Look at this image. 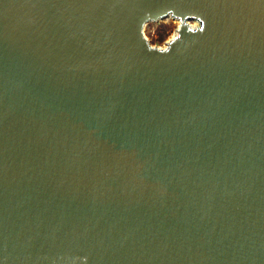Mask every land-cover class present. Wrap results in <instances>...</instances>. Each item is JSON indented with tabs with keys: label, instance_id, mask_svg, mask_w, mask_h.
<instances>
[{
	"label": "water",
	"instance_id": "water-1",
	"mask_svg": "<svg viewBox=\"0 0 264 264\" xmlns=\"http://www.w3.org/2000/svg\"><path fill=\"white\" fill-rule=\"evenodd\" d=\"M0 264H264V0H0Z\"/></svg>",
	"mask_w": 264,
	"mask_h": 264
},
{
	"label": "rangeland",
	"instance_id": "rangeland-1",
	"mask_svg": "<svg viewBox=\"0 0 264 264\" xmlns=\"http://www.w3.org/2000/svg\"><path fill=\"white\" fill-rule=\"evenodd\" d=\"M187 21L188 24L194 23L192 20ZM177 25V20L168 15L157 19H149L143 26V35L149 45L163 48L174 36V32L178 29Z\"/></svg>",
	"mask_w": 264,
	"mask_h": 264
},
{
	"label": "bare ground",
	"instance_id": "bare-ground-1",
	"mask_svg": "<svg viewBox=\"0 0 264 264\" xmlns=\"http://www.w3.org/2000/svg\"><path fill=\"white\" fill-rule=\"evenodd\" d=\"M167 15H168V16H171L170 14H167ZM167 15H166V16H167ZM171 17L173 18L174 16H171ZM174 19L177 20V23H178L177 26H178V29H179V27H180V25H181V20H179V19L176 18V17H174ZM187 20H192V21H194L193 24H189V25L192 26V27H196V26L199 25V22L196 21L195 19H184V20L182 21V24H183V23H188ZM178 29L176 30V32H174V34H173L174 36H172V38L175 37V36L177 35V33H178ZM172 38H171V39H172ZM171 39L166 43V46H164L163 49L166 48V47L168 46V43L171 41Z\"/></svg>",
	"mask_w": 264,
	"mask_h": 264
}]
</instances>
